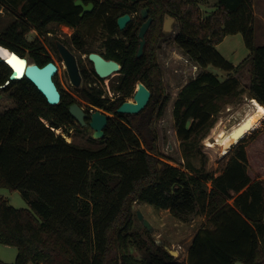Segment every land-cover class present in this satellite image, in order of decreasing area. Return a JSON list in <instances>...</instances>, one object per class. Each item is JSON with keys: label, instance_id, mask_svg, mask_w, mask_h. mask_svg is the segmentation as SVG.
Masks as SVG:
<instances>
[{"label": "trees", "instance_id": "1", "mask_svg": "<svg viewBox=\"0 0 264 264\" xmlns=\"http://www.w3.org/2000/svg\"><path fill=\"white\" fill-rule=\"evenodd\" d=\"M157 5L143 54L134 50L118 57L124 74L114 90L120 96L110 101L100 89L79 88L84 100L110 114L104 137L89 135L94 146L67 141L53 129H89L71 115L77 99L61 88L58 76L62 99L51 105L26 76L11 79L0 57V85H5L0 88V188L19 190L29 205L17 208L0 196V242L18 251L15 262L5 264H264V178L250 172L249 142L243 138L230 150L218 175L191 161L197 133L244 90L236 76L244 61L236 65L217 48L227 35L242 34L251 59L247 92L264 105V44H256L253 0H214L206 15L197 0H157ZM18 7L20 16L2 32L0 44L24 57L30 50L40 65L52 58L43 55L40 39L27 40L29 24L41 33L50 23L76 25L83 19L75 0H24ZM164 12L178 20L176 42L201 69L173 107L185 169L158 157L153 128L155 114L168 100L155 51L164 36ZM210 66L226 72L225 78ZM138 81L152 92L148 104L136 114L118 113ZM134 202L169 210L183 222L205 215L213 228L195 235L187 262L176 261L164 244L134 227L139 219Z\"/></svg>", "mask_w": 264, "mask_h": 264}, {"label": "rangeland", "instance_id": "2", "mask_svg": "<svg viewBox=\"0 0 264 264\" xmlns=\"http://www.w3.org/2000/svg\"><path fill=\"white\" fill-rule=\"evenodd\" d=\"M23 1L24 0H0V36L14 19L20 16L18 5ZM197 2L203 15L214 10V0H197ZM253 8L255 13L256 44H264V0H253ZM173 25L174 31L164 34L157 42V62L162 73V81L168 100L162 112L160 114H155L153 128L157 134L156 145L158 148V157L173 166L185 169L186 161L183 157L180 140L175 130L173 107L179 91L189 81L196 78L201 69L177 44L176 36L180 27L179 23ZM55 30L58 36L65 38L68 29L55 26ZM26 38L29 41H33L37 38L40 40L44 39L41 33L31 24H29V31L26 34ZM50 40L51 39L45 41L48 43ZM49 47L51 48L50 45ZM217 48L227 59L236 65L244 61L239 72L236 73V76L242 81L244 90L236 95L231 100L230 104L222 105L218 115L214 116L196 135L198 148L197 151L192 154L191 161L196 168L215 175L221 173L227 162V154L222 156L221 148L216 144L219 132L221 130L228 131L233 125L242 121L253 110L250 103L251 97L247 92V86L252 79L251 59L249 57L250 51L244 43L242 34L227 35L224 40L217 45ZM49 54H51L52 59L56 61L60 67L57 80L61 88L66 92L77 93L75 87L70 82L63 61L54 53L53 49ZM24 55L29 61H35V57L30 50L27 49ZM209 69L218 74L221 79L226 76V72L217 67L210 66ZM109 79L111 78L109 77L106 80L109 82ZM113 93L112 91V94ZM129 99H132V97L127 100ZM77 100L80 101L85 109L89 108L88 110L90 111L94 109L91 108L86 101L80 98H77ZM62 134L67 141L73 140L82 146H94V144L88 140L89 135H92L91 128L81 133L76 132L74 129H68V131H66L64 128ZM67 136H70V140ZM244 139L249 142L248 151L250 169L252 170L250 172L254 173V178H264V120L258 128L253 130L252 133ZM208 142L215 145L210 146ZM208 185L210 186V182ZM0 196L8 198L10 204L14 207L27 208L29 206L27 200L22 196L19 190L1 187ZM133 210L136 214L137 211L140 210L153 226V231L149 232L139 219L135 220L134 227L139 230L140 234L145 238L152 236L155 240L161 242L168 248L178 251V254L173 256V259L180 262H187L188 250L195 235L201 229L213 228L209 218L205 215L196 217L192 222H183L173 217L169 210L158 209L146 203L134 202ZM17 252V247L5 245L0 242V264L15 262ZM132 252L136 256L141 254L138 248H132Z\"/></svg>", "mask_w": 264, "mask_h": 264}, {"label": "flooded vegetation", "instance_id": "3", "mask_svg": "<svg viewBox=\"0 0 264 264\" xmlns=\"http://www.w3.org/2000/svg\"><path fill=\"white\" fill-rule=\"evenodd\" d=\"M83 2L86 5L92 3L93 8L91 10H87L83 15H81L84 7L77 5L80 6L79 14L83 18L78 24L71 25L67 23H50L47 25L46 29L41 32V35L44 37V39L41 40L44 47V51L42 53L43 55L52 58L49 52H51L53 49L54 53L57 54V56L63 61L65 65L64 58L57 46V42L60 41L66 45V47L77 57L83 77V84L81 87H76L72 84L75 87L77 93H69L76 99L80 98L81 100H84L81 97L79 88L86 86L102 90V98L114 101L120 96V94L114 90V85L119 82L120 76L124 74L123 63L118 57H122L126 53L131 54L134 50L136 51L137 56H141L143 54L145 47L148 44V31L151 25L154 23L155 16L157 14V0H83ZM126 13L129 14L131 18L126 24L125 28L121 29L117 20L119 16ZM170 16L172 15L168 12H164L162 15L161 28L164 34H166L164 31L165 23ZM150 18L151 23L145 33V44L143 46L142 53L139 55L142 40L140 31L144 23H146ZM54 25L68 29L66 31L65 38L58 36ZM48 39L51 40L47 43L45 40ZM49 45L52 49L49 47ZM151 48L152 46L150 44L148 49L150 50ZM156 50L157 42L155 44V51ZM91 53H97L106 60L117 61L120 64V69L118 71L111 72L107 76H100L96 70L95 62L90 58ZM52 61L56 64L59 72L60 67L58 66L57 62L53 59ZM66 71L68 73L67 68ZM109 77L111 79H109L108 82L106 79ZM138 82L134 86L131 96L132 98L139 88ZM112 91L114 92L113 94ZM128 98L130 97H127V99ZM77 102L81 105L80 101L77 100ZM87 103L91 108H98L92 103ZM88 109L89 108H87L86 111L90 112Z\"/></svg>", "mask_w": 264, "mask_h": 264}, {"label": "water", "instance_id": "4", "mask_svg": "<svg viewBox=\"0 0 264 264\" xmlns=\"http://www.w3.org/2000/svg\"><path fill=\"white\" fill-rule=\"evenodd\" d=\"M75 5H81L84 7L81 15L84 14L87 10H91L93 8V4L89 3L86 5L83 0H75ZM129 14H123L118 17V24L121 29L125 28L126 24L130 21ZM151 23V18L144 23L141 28L140 35L142 37L141 46L139 50V55L142 53L143 46L145 44V33L148 30ZM178 23V20L175 17L170 16L165 23L164 31L165 33L173 32L174 25ZM0 46H5L0 44ZM57 46L59 48L60 53L64 58V62L66 68L68 70L69 78L72 84L76 87H81L83 84V77L80 71V67L78 64L77 57L60 41L57 42ZM7 47V46H5ZM9 48V47H7ZM10 49V48H9ZM16 51L12 50L11 55H16ZM18 54V53H17ZM17 56V55H16ZM24 57V56H22ZM10 67L11 79H18L19 76H16V69L11 64L8 57H1ZM27 60V57H24ZM90 58L95 62L96 70L100 76H107L113 71H118L120 69V64L115 60H106L104 57L97 53H91ZM29 60V59H28ZM58 68L53 61H49L44 65H40L35 61L25 62L24 65V73L23 75L30 79L38 88V90L46 97L47 102L51 105H57L62 99V92L60 91L56 81L55 76L57 75ZM13 76V77H12ZM9 80L6 82V84ZM5 85H0V88ZM138 90L135 92L132 99L124 101L116 111L118 113H128V114H136L141 112L146 105L148 104L152 92L151 90L143 83L138 82ZM69 111L76 122L82 126H89L92 129V136L95 139H101L105 135V128L108 125V120L110 114L106 113L103 109L96 108L87 112L84 107H82L78 102H74L70 105ZM249 120H247L248 122ZM246 122V123H247ZM49 125V123L47 122ZM191 124V120L188 121L187 126ZM245 125V124H244ZM242 127V126H240ZM60 128V130H58ZM58 129L53 128L57 131V133L63 132V127H59ZM137 215L139 220L142 222L143 226L149 231H153V226L150 221L144 216V214L138 210ZM168 252L175 256L177 255L176 250H172L165 246ZM235 264H245L242 261H236Z\"/></svg>", "mask_w": 264, "mask_h": 264}, {"label": "bare ground", "instance_id": "5", "mask_svg": "<svg viewBox=\"0 0 264 264\" xmlns=\"http://www.w3.org/2000/svg\"><path fill=\"white\" fill-rule=\"evenodd\" d=\"M11 51L12 49L0 46V57L5 58L10 56L9 60L16 69V76H21L24 73L25 62L28 63L29 60H21L18 56L11 55ZM250 103L253 110L248 114V116H246L239 123L233 125V127H231L228 131L221 130L219 132L216 144L220 146L222 156L228 154L233 146L237 145L243 138L249 136L252 131L258 128L264 120V105L255 98H251ZM247 120L249 121L247 122ZM58 130H60V128ZM67 138L70 140V136H67ZM209 145L214 146L215 144L209 143Z\"/></svg>", "mask_w": 264, "mask_h": 264}, {"label": "crops", "instance_id": "6", "mask_svg": "<svg viewBox=\"0 0 264 264\" xmlns=\"http://www.w3.org/2000/svg\"><path fill=\"white\" fill-rule=\"evenodd\" d=\"M6 198V197H5Z\"/></svg>", "mask_w": 264, "mask_h": 264}]
</instances>
